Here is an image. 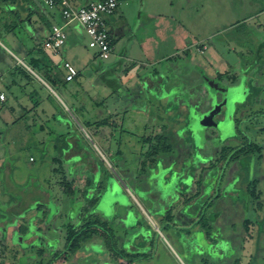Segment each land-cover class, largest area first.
<instances>
[{
	"label": "rangeland",
	"instance_id": "374dc122",
	"mask_svg": "<svg viewBox=\"0 0 264 264\" xmlns=\"http://www.w3.org/2000/svg\"><path fill=\"white\" fill-rule=\"evenodd\" d=\"M173 1L157 0L164 17L159 28L170 51H173V36L181 29L185 32L188 41L194 44L190 50L195 64L192 71L184 72L181 61H166L154 72L163 73L161 80L154 77L156 74L152 71L142 74L138 80L139 90H133L134 96L125 100V96H114L110 89L98 87L97 84L101 83L96 77V85L80 79L85 93L77 86L78 93L74 98L70 95V89L74 88L72 84L49 91L37 87V83L41 84L35 79L29 80L27 86L24 85L26 82H20L22 90L15 87L7 93L8 103L16 100L18 106L14 112H6L8 103H0V215L6 214L8 219H12L16 213H24L40 203L52 212L57 208L58 213L50 222L49 229L45 226L48 231L42 234V239H56L54 252L62 250L64 226L68 222L66 216L71 209L73 214L76 212L78 203H85L83 194L89 186L86 182L90 175L81 173L83 166L97 164L102 172L97 179L107 185L113 181L118 191L107 189L94 212L100 213L102 221H111L115 215L122 218L125 208L132 207L137 216L133 225L139 222L153 231L150 256L134 264H264V132L261 131L264 128V0H180L176 8L170 9ZM56 19L49 22L55 24ZM58 19H61V25L57 26H64L61 16ZM4 25L0 21V73L5 70L2 60L8 66L10 62L7 61L13 59L17 62L21 57L18 42L23 37L22 33L17 34L19 31L15 37L9 35ZM70 28L73 30L70 24L64 27L66 36ZM203 46L206 50L201 53ZM63 50L59 56H63ZM91 51L86 50V53L91 56ZM112 62V59L105 61L108 65ZM95 64L94 58L89 67L92 69ZM132 67L133 64L128 63L126 68ZM103 73L99 70L97 76ZM177 79L186 87L189 97H182L186 92L179 88H174V91L172 87L166 88L179 82ZM146 84H152V88L147 89ZM253 85L261 88L257 97ZM133 87L131 85V89ZM224 87L227 88V96L220 91ZM155 92L160 94L161 102L155 97ZM224 100L226 104L217 113H212ZM72 102L77 106L83 105L80 115L73 116L69 111ZM184 107L188 113L183 111ZM54 114L55 118L52 117ZM64 116L66 119L63 121L61 118ZM110 116L113 117L112 127ZM107 118L108 126L98 129L85 126L86 122ZM64 133L69 135L60 140L58 137ZM155 134L171 145L169 152H160L164 161L158 166L160 174L169 172L167 163H175L171 167L173 176L168 185H164V177L159 178L156 187L155 182L149 183L156 188L155 196L162 191L164 198L167 192L173 194L176 191L177 177H183L185 173L191 175L198 164L208 166L207 161L216 162L223 148H236L250 142L260 148L252 154L249 163L231 162L222 176L223 181L213 187L219 194L231 195L222 199L217 208L216 249L211 250L205 243L198 242L197 248L207 256H191L198 251L193 248L194 251L184 257L177 235L159 222L149 210V202L137 192H143L147 187H140L143 176L148 174V166H143L148 144L143 139ZM68 139L71 144L68 156L72 158L65 161L67 152L61 148H65ZM55 159L60 164L54 163ZM78 161H81L80 165ZM73 165L77 167L76 179L67 174L69 169L73 172ZM92 165L89 167L94 170ZM200 172L197 170V175ZM247 174V181L254 183V198L250 203L246 186L242 183ZM236 176L238 182L230 183V179ZM135 180L137 187L134 186ZM65 183L76 191L72 200L62 193ZM5 210L12 212L6 213ZM177 210L176 205L174 215ZM31 215L33 212L28 214ZM24 223L25 220L19 219V224ZM71 223L79 225L76 220ZM111 230L117 248L121 249L131 231L125 230L118 220ZM20 236L14 235L10 240L7 234L3 238L0 230V264L49 263L51 256L46 254V250L41 255L37 254V248L22 250ZM90 249V255L83 258L67 259L61 255L52 264H104L96 255L100 251L95 247ZM220 252L221 258L218 256ZM229 257L227 263L223 261ZM105 259L108 260L107 256Z\"/></svg>",
	"mask_w": 264,
	"mask_h": 264
},
{
	"label": "trees",
	"instance_id": "16d2710c",
	"mask_svg": "<svg viewBox=\"0 0 264 264\" xmlns=\"http://www.w3.org/2000/svg\"><path fill=\"white\" fill-rule=\"evenodd\" d=\"M15 4H23L27 7L29 6L28 8H31L23 17V19H21V15H19L17 10H15ZM0 17L5 21V28L9 33L16 34V32L19 31L17 34H25L23 24L27 23L30 27H33L35 34L41 37L39 30L42 29L46 31L49 28V23H47L45 20L43 12L39 6H37L31 0H0ZM34 18L36 20H33ZM36 22H39L38 28L36 27ZM27 56V59H22L25 67L21 64H18L12 69L11 74L14 77L12 81L13 85L16 84L19 86L20 82H26L24 84L26 86L28 81L32 80V73H34L52 90L59 87L66 88L70 84L74 85V88L70 89L72 92L70 95L72 98L76 97L74 94H77L78 91L75 89H77V86L80 88V90L82 88L77 81V78L82 77L81 73L75 69L77 74L74 80L71 82H66L64 79L65 69L63 68V64L60 65L55 63L52 54L43 47V43L41 44L40 41H38L36 52L33 53L30 51ZM94 57L97 64L92 65L93 70L97 69V71H104V73L98 78V80H100L99 82L108 89H117L119 86L118 79L115 77V74H117L115 69H110V66L99 60L95 54ZM162 74H156L153 76L161 80L160 75ZM221 77L222 76H220V79ZM176 81L179 82H174V84L171 83L167 85L166 88L168 89L172 87L171 90L174 88H179V90L186 92V87L183 86L181 80L177 79ZM146 85L147 89L152 88V84ZM253 86L255 87V97H257L261 88L257 87L256 85ZM41 87L44 88V86ZM251 88L252 86L250 85L249 89L251 90ZM224 89L227 90L226 87H224ZM155 94H157L155 97H158V101L161 102L162 99L159 96L160 94L157 92H155ZM138 95L140 96V94ZM146 95H149V93ZM128 96H134V94H128L126 97H124V99L128 98ZM189 96L190 93L186 92V94L182 97L187 98ZM186 103L188 104V102ZM35 105L37 106L38 103H35ZM169 108L167 110H170L172 107L170 109ZM82 109L83 105L77 106L76 103L72 102L70 104L69 111L73 114V116H76L80 115L79 112ZM183 109V111L186 112L187 108L185 109L184 107ZM27 112L28 111H26V114ZM188 112L189 111L187 110L186 113ZM117 115H114L113 117ZM52 117L55 118V114ZM113 117L110 116V127L114 126V123L111 122ZM61 119L64 121L66 117ZM108 120L109 118L94 123L86 122L85 126H95V128L98 129L100 127L108 126ZM261 131L264 132V128L261 129ZM65 135L68 136L69 134H61L58 138L63 140ZM143 142L148 144V148L144 153L145 163L143 164L144 167L148 166L146 169L148 174L143 176L141 180L143 183L140 185V187H147L145 189L143 188V192L137 191L138 194L143 195V200L146 199V202H149V210L159 220V222H162V224H164L167 228L172 229L177 235V241L181 245V249L183 251L182 254L184 257H187V254L189 255V253L194 251L193 248H199L198 242L205 243L206 246L211 248V250H215V247L218 245L216 235L217 231H215L218 226L217 220L219 216L217 208L220 206V201L226 198L228 195H231V193L219 194L213 190V187L218 186L221 181H223L222 178L224 177L225 170L231 162L248 161L249 163V161L252 159V154L256 151H259L260 148L252 142L248 144L243 143L241 146L236 148H223L220 152V156L216 158V162L207 161L208 166H206L205 163L201 166L198 164L192 169L193 173L191 175L185 173L183 177H177V185L175 186L176 191H174L173 194H169L167 192L169 195L166 194L164 198L162 191L158 193V196H155L156 188L154 189L152 185L149 186V183L155 182L154 187H156L155 185H158L159 178L162 177H164V185H168L169 182H171V178L173 176V168L171 169V167L174 166L175 163H167L166 166L169 167L170 170L164 175H161L158 169L159 164L164 163L163 158L160 156V152H169L171 150V145H168V142L165 141V138L158 134L150 135L144 138ZM70 146L71 144L68 139V141L66 140L65 148H61L67 152L66 158L64 159L65 161H69V159L72 158V156H68ZM76 156L78 157L79 155ZM54 163L60 164V161L55 159ZM80 164L81 161H78V165ZM89 165L92 164L90 163ZM89 165H84L81 171L83 174L90 175V179L86 182V184L89 186L86 188L83 194L85 203H78L79 205L76 209V212L73 214V212H71L73 210L71 209L66 216L68 222L64 226V244L62 250L54 252V249L57 245L56 239L51 241H45V239H42V234L48 231L50 222L56 217V214L58 213L57 208L52 212L50 209L47 210L44 208L43 203L32 206L24 213H16L17 215H14L15 218L12 219H8L6 214L0 215V230L2 231L3 238L9 234L10 240H12L14 235H21L19 245H21L22 250L37 248L39 250L37 253L38 255L44 254L46 250V254L51 256V260L48 264H52L61 255H64L67 257V259L70 257L73 259L77 257L83 258L84 256L90 255L92 251L90 249L91 247H95L96 250L100 251V253L96 252V255L102 259L104 264H134L141 259L148 258L152 251L151 247L153 245V231L149 226H144L139 222H136L135 225H133L134 221L137 219V216L135 215L132 207L125 208L122 218H118L115 215L111 221H102V219H100V213L94 212L97 211L105 193L108 191L107 189L111 188L113 191H118V187L113 181L107 185L106 182L104 184L101 179H97V175H100L102 172L99 171L97 164L92 165L95 168L94 170H91ZM76 168L75 165H73V172H71L70 169L67 171V174H69L73 179H76ZM123 170L124 169L121 167V171ZM197 170L201 171L198 175L196 173ZM217 170L219 171L218 173ZM248 175L249 174L244 177L245 181H242V183L246 186L245 192L250 203L254 198V183L252 181H247ZM156 178L157 180H155ZM229 182H238L237 176L230 179ZM137 185L138 184L135 180L134 186L137 187ZM62 187V193L72 200L75 197V189L69 183H65ZM150 195H153V197ZM116 199L119 200V197H116ZM176 205L178 210L176 211V215H174L173 211ZM11 212L12 211L9 212V210L6 211V213ZM30 212H33V215L28 216ZM19 216L21 217L18 218ZM21 218L25 220L24 224H19V219ZM73 220L79 221V225L75 226L72 224L71 222ZM116 220H118V223L125 227V230L128 232L131 231L126 240L122 243L121 249L117 248L115 244V237L113 236L111 230V226L116 223ZM45 226H48V229H45ZM194 227L195 229L192 230ZM29 238L33 239L28 242L27 240ZM229 242L231 244V241ZM193 253L191 256H207V254H204L199 249ZM221 255L222 252L219 253V258L222 257ZM106 256L108 260L105 259ZM230 258L231 257L224 259L223 261L227 263Z\"/></svg>",
	"mask_w": 264,
	"mask_h": 264
},
{
	"label": "crops",
	"instance_id": "0c3cea01",
	"mask_svg": "<svg viewBox=\"0 0 264 264\" xmlns=\"http://www.w3.org/2000/svg\"><path fill=\"white\" fill-rule=\"evenodd\" d=\"M31 1L39 6L41 11L44 12L43 15L47 23H49V28L46 31L42 29L39 30V33L41 35V37H39L37 34H35V30L32 26L30 27L28 26V24L25 26L23 24L25 34H23V37L20 38L21 42H18L21 57H18L19 59L17 60V62H15L13 59V62L11 59L7 61L8 63L10 62L8 66L6 65V61H1V63L4 64L3 66L5 69L3 73H0V94L4 96V100H0V103L2 104L8 103L9 98L7 96V93L9 91H13L15 87H18L20 90L23 89V85L21 84L19 86L16 84H12V81L14 79L11 74L12 69L18 64H21L25 67L22 59H27V54L30 51H32L33 53L36 52L38 41H40L41 44L43 43V39H45V37L48 35L52 26L61 25V19H58V16L60 17V9L58 7L50 10L46 8L40 1ZM68 1L74 6H83L87 3L98 0ZM117 2L118 7L115 14L106 20V24L113 41V53L110 57L113 62L110 65L105 62L104 63L110 66V69L114 68L115 72H117V74H115V77L118 79L119 86L115 90L110 88V93L112 95L118 97H126L128 94H134L132 93L133 90H139V77L142 74H147L151 71L153 73L157 72L156 68H158L162 63L166 61H181L180 63L182 64L184 72L192 71V69H195V64L190 57V50L194 47V44L188 41V37L185 32L182 31V29L180 30L179 34L173 36V51L168 50V43L163 36L162 30L159 28L163 23V8H161V6L157 4V0H117ZM179 3L180 0H174L173 3L169 5V8H176ZM25 6L26 5L23 4H15V10H17L19 15H21V19H23L29 9H31L28 8L29 6ZM50 19H52L53 21L54 19H56L57 23L54 24L53 22V24H51L49 22ZM33 20L36 19L34 18ZM0 21L2 22V24H5V21L1 17ZM35 24L38 28L39 22H36ZM26 27H28L29 30ZM70 27H73V30L70 28L67 31L65 45L60 50L62 51L64 49L63 56H59L60 51L57 55H52L54 62L60 65L64 62H68L79 73H81L82 77L77 78V81L79 82L81 87H84L80 83V79L82 78L86 79V82L96 85L94 83V78H99L97 76L99 71H97V69L93 70V66L92 69L89 67L95 57L94 52H92L87 47L88 37L80 26H77L76 24H70ZM8 34L14 37L16 35L15 33L9 32ZM86 50H90L93 54L89 56L86 53ZM128 63L133 64V67L127 69L126 67ZM32 74V80L35 79L41 84L39 85L37 83V87L40 86V88H43L41 86H44V88L51 91L50 87L43 80H41L36 74ZM131 85L134 86L132 89ZM97 86L105 87V89H108L102 84H97ZM81 89H83L85 93L84 88ZM10 95H13V93H11ZM5 96L7 97L6 100ZM17 102L18 101L14 100L5 105V111L14 112L15 106H18ZM27 102L28 101H26V103ZM19 108L23 109L21 106H19ZM41 111H45V109H41ZM12 126L10 130L13 128ZM6 127H8L7 123Z\"/></svg>",
	"mask_w": 264,
	"mask_h": 264
},
{
	"label": "built area",
	"instance_id": "2783aa9c",
	"mask_svg": "<svg viewBox=\"0 0 264 264\" xmlns=\"http://www.w3.org/2000/svg\"><path fill=\"white\" fill-rule=\"evenodd\" d=\"M46 8L52 10L58 7L60 16L65 21L64 26L54 25L43 41V47L52 55H57L66 42L64 27L75 23L79 25L88 37L87 47L92 50L99 60L105 62L113 53L112 37L106 24V20L113 16L117 10V0H99L87 3L83 6H74L68 0H38ZM202 47L201 52L205 50ZM65 69V81L74 80L77 72L68 62L63 63ZM4 96L0 94L2 101Z\"/></svg>",
	"mask_w": 264,
	"mask_h": 264
},
{
	"label": "water",
	"instance_id": "95a60500",
	"mask_svg": "<svg viewBox=\"0 0 264 264\" xmlns=\"http://www.w3.org/2000/svg\"><path fill=\"white\" fill-rule=\"evenodd\" d=\"M216 86V85H215ZM220 91L223 93H226V89H220ZM226 104V100H224L222 103L218 104L212 111V113H217L220 110V107Z\"/></svg>",
	"mask_w": 264,
	"mask_h": 264
},
{
	"label": "flooded vegetation",
	"instance_id": "af4514ba",
	"mask_svg": "<svg viewBox=\"0 0 264 264\" xmlns=\"http://www.w3.org/2000/svg\"><path fill=\"white\" fill-rule=\"evenodd\" d=\"M225 96H227V93H224Z\"/></svg>",
	"mask_w": 264,
	"mask_h": 264
}]
</instances>
